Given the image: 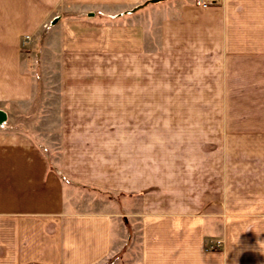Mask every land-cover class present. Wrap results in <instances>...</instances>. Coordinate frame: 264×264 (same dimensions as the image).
<instances>
[{
  "label": "rangeland",
  "instance_id": "rangeland-1",
  "mask_svg": "<svg viewBox=\"0 0 264 264\" xmlns=\"http://www.w3.org/2000/svg\"><path fill=\"white\" fill-rule=\"evenodd\" d=\"M121 5L70 0L64 14L44 24L43 41L55 20L85 26L78 18L88 9L108 26L119 24L104 14ZM146 9L137 11V45L128 31L118 41L108 31L103 45L99 27L90 24L89 40L81 37L64 52L54 41L51 54L32 44V33L22 34L21 73H0V81L10 77L15 88L28 83L32 91L0 95V108L12 114L0 128L26 130L92 194L121 200L137 193V205L147 202L158 212L194 211L206 202L220 208L228 195L256 204L264 195V59L226 57L207 35L195 40L193 31H167L160 6L149 24ZM17 226L0 217V254L3 239L17 245Z\"/></svg>",
  "mask_w": 264,
  "mask_h": 264
},
{
  "label": "crops",
  "instance_id": "crops-1",
  "mask_svg": "<svg viewBox=\"0 0 264 264\" xmlns=\"http://www.w3.org/2000/svg\"><path fill=\"white\" fill-rule=\"evenodd\" d=\"M68 1L0 0L1 74L21 73L17 59L21 35L27 32L33 34L30 41L35 47L44 45L51 54L56 53L54 41L64 52L75 41L82 42L81 37L89 40L90 24L99 27L103 45L110 31L115 41L128 31L137 45V11L147 7L146 22L153 25L155 6L164 8L169 17L167 31L170 27L186 34L193 31L199 35L195 40H205L207 35L226 57L264 59V0H217L207 7L196 0H146L141 4L138 0H98L104 5L122 4L116 13H103L120 19L119 24L108 26L99 13L88 9L78 18L86 27L78 30L72 20H55L46 44L44 24L64 14ZM131 13L129 24L122 22ZM7 56L10 59L5 64L3 57ZM17 89H23V95L32 91L28 83L15 88L10 77H2L0 95ZM0 111L3 120L7 116L11 120L9 110ZM26 133L0 128V217L18 224L17 245L1 241V259L7 260L1 264H105L111 257H119L117 264H264V195L251 205L245 203V195H228L220 208L206 202L194 211L178 206L158 212L150 203L137 205L138 195L131 190L121 200L92 194L64 164L51 161L41 143L28 140L31 134ZM63 175L74 182H65ZM143 198H148L147 193ZM218 239L224 242L223 249L216 244Z\"/></svg>",
  "mask_w": 264,
  "mask_h": 264
},
{
  "label": "built area",
  "instance_id": "built-area-1",
  "mask_svg": "<svg viewBox=\"0 0 264 264\" xmlns=\"http://www.w3.org/2000/svg\"><path fill=\"white\" fill-rule=\"evenodd\" d=\"M217 0H196L197 4L201 7H207L208 5L212 4L213 2H215ZM6 119H4L1 124L5 121ZM217 245H220V243H217Z\"/></svg>",
  "mask_w": 264,
  "mask_h": 264
},
{
  "label": "bare ground",
  "instance_id": "bare-ground-1",
  "mask_svg": "<svg viewBox=\"0 0 264 264\" xmlns=\"http://www.w3.org/2000/svg\"><path fill=\"white\" fill-rule=\"evenodd\" d=\"M2 113H3V112H2V111H0V118H2V115H3Z\"/></svg>",
  "mask_w": 264,
  "mask_h": 264
},
{
  "label": "water",
  "instance_id": "water-1",
  "mask_svg": "<svg viewBox=\"0 0 264 264\" xmlns=\"http://www.w3.org/2000/svg\"><path fill=\"white\" fill-rule=\"evenodd\" d=\"M3 121V118H0V123Z\"/></svg>",
  "mask_w": 264,
  "mask_h": 264
}]
</instances>
